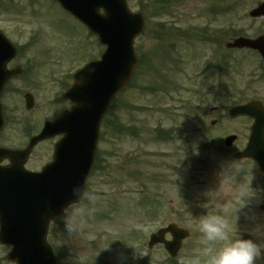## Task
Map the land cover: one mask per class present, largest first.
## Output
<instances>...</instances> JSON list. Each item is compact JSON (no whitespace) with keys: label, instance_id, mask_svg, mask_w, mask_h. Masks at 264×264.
Returning a JSON list of instances; mask_svg holds the SVG:
<instances>
[{"label":"rangeland","instance_id":"1","mask_svg":"<svg viewBox=\"0 0 264 264\" xmlns=\"http://www.w3.org/2000/svg\"><path fill=\"white\" fill-rule=\"evenodd\" d=\"M261 1L172 0L165 14H157L147 0H128L133 11L145 14L147 24L135 43L140 65L111 115L124 132L104 136L100 165L106 172L99 169L88 180V198L77 207L91 212L79 231L66 238L58 231L52 239L61 264H168L164 249L151 251L147 242L171 223L191 232L177 264H194L197 258L204 264V249L212 245L205 244L199 219L209 199L232 238H256L248 230L263 226V216L255 200L239 212L235 193L245 175L244 185H251L262 174L256 164L232 158L245 147L251 122L230 120L227 109L255 99L264 102V82L256 54L225 45L239 33L251 39L264 35L262 20L249 17ZM0 30L21 48L17 63L34 61L43 67L35 111L24 109L20 93L6 101L4 137L20 145L24 129L54 110L48 103L58 91L50 75L64 94L73 73L99 58L104 48L54 0H0ZM167 48L173 55L166 54ZM171 57L181 60L175 68L167 61ZM224 57L230 64L225 72L218 68ZM158 86L165 92L153 89ZM18 87L25 93L20 83ZM68 105L62 102V107ZM229 135L238 136L232 149L224 144ZM45 147L35 151L33 162L48 158ZM232 161L237 171L229 174L225 168ZM239 171L245 173L240 179ZM226 205L231 207L224 211ZM8 252L0 246V264H9Z\"/></svg>","mask_w":264,"mask_h":264},{"label":"water","instance_id":"2","mask_svg":"<svg viewBox=\"0 0 264 264\" xmlns=\"http://www.w3.org/2000/svg\"><path fill=\"white\" fill-rule=\"evenodd\" d=\"M99 37L107 49L101 61H94L81 69L74 77V84L66 97L75 103L71 112L52 122L40 136L34 138L26 150H0L5 158L20 163L22 178L17 190L8 195L9 222L2 223L0 213V244L11 246L8 260L16 264H58L48 244V224L61 218L66 208L77 205L73 190L78 186L86 189L96 153L99 125L109 105L117 94L127 88L139 61L134 51L135 39L144 33L145 18L131 13L126 0H56ZM103 10V12H102ZM253 18L264 17V2L251 11ZM231 48L256 50L264 61V36L257 39L241 37L226 45ZM16 57L15 47L0 32V95L9 76L13 73L6 65ZM27 103V109L32 108ZM229 116L249 117L255 121L250 129L246 148L237 152L234 159L250 158L264 172V107L260 101L236 105L229 109ZM72 121L76 135L56 146L54 164L42 174L25 173L22 169L36 143L43 139L58 123ZM4 126L0 104V129ZM237 136H229L225 144L232 147ZM52 170V171H51ZM53 178L50 177V172ZM49 186H47V184ZM172 235L167 241L165 236ZM189 231L177 225H169L151 236L150 249L163 244L173 259L178 256Z\"/></svg>","mask_w":264,"mask_h":264},{"label":"clouds","instance_id":"3","mask_svg":"<svg viewBox=\"0 0 264 264\" xmlns=\"http://www.w3.org/2000/svg\"><path fill=\"white\" fill-rule=\"evenodd\" d=\"M225 171L234 174L237 171L234 161L227 164ZM259 193L251 185H241L236 193L235 199L240 207L239 212H244L255 200L257 205L264 204V200L258 199ZM73 196L77 201L88 198L85 188L77 187L73 190ZM206 209V214L199 219V231L202 234L206 245H212L204 249V264H258L264 260V226H258L248 230V234L253 238H244L243 234H237L232 238L229 234L228 225L224 217L216 212V205L211 199L202 205ZM231 205H226L227 211ZM91 210L86 207L73 208L63 217L65 231L68 236L78 232L85 217ZM121 264H127L124 260ZM194 264H200L199 258Z\"/></svg>","mask_w":264,"mask_h":264},{"label":"flooded vegetation","instance_id":"4","mask_svg":"<svg viewBox=\"0 0 264 264\" xmlns=\"http://www.w3.org/2000/svg\"><path fill=\"white\" fill-rule=\"evenodd\" d=\"M9 69H16L17 65H13V63L8 65ZM41 68L43 67H37V63H27L25 67H23L22 72L20 73L19 76H17L16 78H12L8 84H7V91L5 92L4 96L6 97L7 94H15L17 93L16 89H14L13 87L10 88V86L14 83H20L22 85L23 88L26 89L25 93L23 94V98L26 95L31 94L34 98L35 103L38 104L37 102V98H36V94L39 95V93H42L43 88L41 86H43V84L39 81V79L41 80L39 76V71L41 70ZM50 76H52V83H55V87L56 90L58 91V93L60 94V87H58V81L55 78V76L53 74H51ZM50 76L47 77V81L50 82ZM22 78V79H21ZM43 81V80H42ZM56 93V95L54 96L55 100L51 101V103H48V107L53 108L55 110L54 114H51L50 116H45L44 118L41 119V123H43L40 127H38L36 129V131L34 132H25L23 134H21V139L23 141L22 144L20 145H13L11 144V142H7V138L3 137V133H0V148H25L26 146H28V144L30 143V140L33 136L38 135L41 131V128L43 127L44 124H46L47 122L51 121V119L58 117L59 115H62V113L69 109L71 105H69L68 107L62 108V100L60 95ZM3 96V97H4ZM112 117H111V110H109L107 112V114L105 115V119L103 121L102 124V132L105 129L107 135H109V133H111L112 131ZM102 137V134H101ZM63 138V135L60 136H53L50 139H46L44 141H42L41 143L37 144L35 146V148L33 149V153L30 157V159L27 161L26 164V168L29 171H34V172H41L43 170V168L51 163L52 159H53V149L55 144L60 141ZM48 147V158H46L43 162L42 160H34V162L32 161V158L35 154V151L38 149H41L42 147ZM45 147V148H46ZM52 153V154H51ZM12 165L11 161L8 160H0V184L1 182L4 184L5 180H6V173L8 175L11 174V172H13L12 170H10V167ZM245 175V173H244ZM245 179H246V175L245 178L243 180V185L245 183ZM249 184V183H248ZM252 188L255 187V191H257L260 195L258 197V199L264 200V174H262L261 176L257 177L256 180L254 182H252ZM0 186V190H1ZM3 189V187H2ZM258 207V209L260 210L261 215L263 216V226H264V204H260V205H256ZM67 211H70V208L68 210H66L64 216L67 214ZM63 220V218L61 219ZM61 220H56V221H52L50 222V233H49V237L52 238L55 233H56V225L58 222H60ZM1 230V229H0ZM246 238V237H245ZM247 239V238H246Z\"/></svg>","mask_w":264,"mask_h":264},{"label":"trees","instance_id":"5","mask_svg":"<svg viewBox=\"0 0 264 264\" xmlns=\"http://www.w3.org/2000/svg\"><path fill=\"white\" fill-rule=\"evenodd\" d=\"M157 3H158V2H157ZM159 3H160L159 5L155 6V7H156L155 10H156V11L159 10V9H161V10H165L164 2H163L162 0H159ZM225 65H226V64H225ZM168 263H169V264H175V262L172 261V260H170V259L168 260Z\"/></svg>","mask_w":264,"mask_h":264}]
</instances>
